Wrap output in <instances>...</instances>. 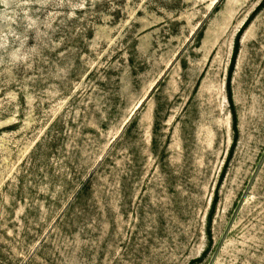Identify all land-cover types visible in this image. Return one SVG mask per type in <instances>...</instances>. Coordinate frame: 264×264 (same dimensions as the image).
Masks as SVG:
<instances>
[{"label":"rangeland","instance_id":"374dc122","mask_svg":"<svg viewBox=\"0 0 264 264\" xmlns=\"http://www.w3.org/2000/svg\"><path fill=\"white\" fill-rule=\"evenodd\" d=\"M0 264H264V0H0Z\"/></svg>","mask_w":264,"mask_h":264},{"label":"trees","instance_id":"16d2710c","mask_svg":"<svg viewBox=\"0 0 264 264\" xmlns=\"http://www.w3.org/2000/svg\"><path fill=\"white\" fill-rule=\"evenodd\" d=\"M237 51H238V46L236 47V53H237Z\"/></svg>","mask_w":264,"mask_h":264}]
</instances>
